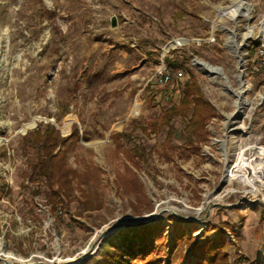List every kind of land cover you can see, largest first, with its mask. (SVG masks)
Wrapping results in <instances>:
<instances>
[{
  "label": "rangeland",
  "instance_id": "rangeland-1",
  "mask_svg": "<svg viewBox=\"0 0 264 264\" xmlns=\"http://www.w3.org/2000/svg\"><path fill=\"white\" fill-rule=\"evenodd\" d=\"M233 1L0 0V254L9 264H102L100 244L124 228L115 226L158 210L165 227L152 264L201 263L198 246L211 240L224 243L219 264H264V176L252 175L264 165V0H245L240 13ZM170 50L185 55L212 105L198 136L183 132L184 118L162 121L183 80L159 77ZM45 123L67 139L71 169L68 181L52 180L63 188L55 207L33 170V131Z\"/></svg>",
  "mask_w": 264,
  "mask_h": 264
},
{
  "label": "trees",
  "instance_id": "trees-1",
  "mask_svg": "<svg viewBox=\"0 0 264 264\" xmlns=\"http://www.w3.org/2000/svg\"><path fill=\"white\" fill-rule=\"evenodd\" d=\"M259 43L251 42L249 44V56L251 64L257 63L253 58ZM264 50V49H263ZM252 58V59H251ZM165 70L159 77L168 83L171 81V75L181 82L178 95V102L173 103L165 108L162 121L165 125H169L174 117H181L186 120L183 126V132L192 135H200L204 132L203 126L205 121L212 116V105L204 100L200 95L198 84L194 78V73L188 64L184 54L175 50H170L163 58ZM259 63V61H258ZM249 64V70L255 71ZM258 69L264 68L259 63ZM177 71H181L182 76H175ZM78 130L74 126L73 135L77 136ZM67 139L60 138L57 133H53V128L49 123H45L43 129H35L33 131V141L37 144L39 156L33 166V170L37 176L42 177L52 195V205L55 207L59 201L58 197L63 188H54L52 180L55 175L59 178H65L68 181L67 174L71 169L67 166L64 144ZM133 152H135L133 150ZM142 153V152H141ZM139 151L136 152V156ZM49 199V197H48ZM179 218L172 219L173 228L179 225ZM165 221L157 219L151 223L139 226H127L118 231L116 235H112L104 239L100 244V253L102 264H134V260H145L142 264H152L151 259H147L149 247H151L154 236L163 235ZM129 233H131L129 235ZM184 240L186 236L182 237ZM207 240V239H206ZM214 241L203 242L198 247L205 257L201 263L192 262L191 264H219L223 259L220 249L224 243L218 244ZM160 254V253H159ZM201 254V255H202ZM159 256L154 260H159ZM210 260V261H208ZM101 262V261H100ZM97 258L91 259L90 264H100Z\"/></svg>",
  "mask_w": 264,
  "mask_h": 264
},
{
  "label": "bare ground",
  "instance_id": "bare-ground-1",
  "mask_svg": "<svg viewBox=\"0 0 264 264\" xmlns=\"http://www.w3.org/2000/svg\"><path fill=\"white\" fill-rule=\"evenodd\" d=\"M245 0H234L230 6L229 9H231L233 12H237V13H240L241 10H243V6L245 5L246 2H244ZM246 9V7H245ZM263 24L264 22L261 21L260 22V26L263 27ZM250 32H251V28H248V33L246 36H249L250 35ZM236 49L238 46H235ZM199 66H201L202 68H204L207 72H214V73H219L221 74V68L219 69L217 66H213V65H210L204 61H197L196 62ZM224 77V76H223ZM225 78V77H224ZM244 86L243 84H240L238 90L235 92V95L237 97V101H238V104H242V106L244 105V99L241 98V93L244 91ZM238 105V107L240 106ZM241 107V106H240ZM258 158H262V156L264 155V150H259L258 152ZM256 153V154H257ZM253 167V166H252ZM253 177H254V182H263V176H264V165H261L260 163L257 164V166L254 167L253 169ZM7 257H11V255H7Z\"/></svg>",
  "mask_w": 264,
  "mask_h": 264
},
{
  "label": "water",
  "instance_id": "water-1",
  "mask_svg": "<svg viewBox=\"0 0 264 264\" xmlns=\"http://www.w3.org/2000/svg\"><path fill=\"white\" fill-rule=\"evenodd\" d=\"M114 17H112L110 19V24L111 26L113 27L114 26ZM161 210H158L156 213H154L153 215L149 216L147 219H140V220H135V221H132V222H123V223H120L118 224L117 226H115L116 228L117 227H127V226H139V225H144V224H148V223H151L153 222L157 216L160 214ZM110 229H106V231H104L102 234L104 235L105 233H107ZM2 256H0V261L3 263V264H9V261L7 260V258L5 257L4 254H0ZM30 264H50V263H47V262H41V261H37V262H31Z\"/></svg>",
  "mask_w": 264,
  "mask_h": 264
},
{
  "label": "built area",
  "instance_id": "built-area-1",
  "mask_svg": "<svg viewBox=\"0 0 264 264\" xmlns=\"http://www.w3.org/2000/svg\"><path fill=\"white\" fill-rule=\"evenodd\" d=\"M262 51H263V53H259L258 56H259V59H260V63L264 64V50H262ZM161 62H162V64H163L164 60L161 59ZM162 69L165 70V65L163 66ZM164 70H163V71H164ZM175 76H177V77H181V76H182L181 71H177L176 74H175Z\"/></svg>",
  "mask_w": 264,
  "mask_h": 264
}]
</instances>
